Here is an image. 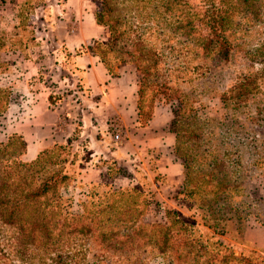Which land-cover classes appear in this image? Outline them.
<instances>
[{
  "label": "rangeland",
  "instance_id": "obj_1",
  "mask_svg": "<svg viewBox=\"0 0 264 264\" xmlns=\"http://www.w3.org/2000/svg\"><path fill=\"white\" fill-rule=\"evenodd\" d=\"M45 1L0 0L6 99L0 103V146L7 145L0 158L35 162L37 174L64 176L55 188L59 210L67 224L70 216H82L88 232L65 229L62 248L108 264L134 257L144 264H264V55H252L264 39V9L254 29L230 34L221 59L198 46L207 33L198 21L206 0H82L88 16L82 12L66 25L96 30L86 49L133 88L124 114L104 105L95 115V103L80 101L77 87L49 85L53 70L16 85L15 63L37 56L31 49L46 48L44 43L52 47L53 33L47 32L57 22L35 15ZM47 88L56 92L51 104L68 95L78 108L71 106L69 118L57 122L66 140L27 159L23 140L6 130L13 106ZM155 109L165 124L143 130ZM211 178L225 185L222 195L207 182ZM213 194L215 200L206 202ZM115 224L141 231L125 252L104 248L97 235L100 225ZM158 228L168 234L163 245H153ZM16 238V227L0 220V250L13 264H19Z\"/></svg>",
  "mask_w": 264,
  "mask_h": 264
},
{
  "label": "trees",
  "instance_id": "obj_2",
  "mask_svg": "<svg viewBox=\"0 0 264 264\" xmlns=\"http://www.w3.org/2000/svg\"><path fill=\"white\" fill-rule=\"evenodd\" d=\"M207 1L209 4H203L206 6L198 19L199 24L207 29V33L206 36L198 37V46L206 52L210 50L213 55L225 59L227 48H230L228 39L230 34L234 35L243 27L254 29L256 23L262 22L260 19L264 0H206L204 3ZM257 48L252 55L263 56L264 39L259 42ZM100 60L105 65L102 57ZM1 69L3 68L0 65V72ZM5 101V92L0 88L1 105H4ZM6 148L7 145L0 146V155ZM0 163V220L3 224L16 227L15 256L19 264H108L101 256V258L92 257L91 261L87 262L83 256L79 257L77 252L70 253L62 248L65 229L67 233L76 232L82 235L88 232L87 226L82 224V216H70L67 224L66 214L62 215L59 210L61 199L55 188L64 180V176L46 174V172L37 174L34 169L35 162L25 164L21 161L0 158ZM184 180L186 186L188 183L186 176ZM207 182L210 184L213 182V187L219 191L218 195L223 194L219 190L220 186H225L221 181H213L211 178ZM215 196L217 194L208 196L206 202L215 200ZM119 225L115 224L107 228L100 225L97 228V235L104 248L125 252L124 250L128 248L124 247L134 236L140 235L141 231L134 230V227L125 228ZM158 230L157 239L153 238L156 239L153 245L158 241L163 245L168 238L164 229L158 228ZM118 238L122 240H116ZM0 264H13L3 250H0ZM110 264H144V262L134 257L131 260L119 259Z\"/></svg>",
  "mask_w": 264,
  "mask_h": 264
},
{
  "label": "crops",
  "instance_id": "obj_3",
  "mask_svg": "<svg viewBox=\"0 0 264 264\" xmlns=\"http://www.w3.org/2000/svg\"><path fill=\"white\" fill-rule=\"evenodd\" d=\"M81 3H83L82 0H46V5H41L39 12H35L36 17L57 22L52 27L53 32L50 30L47 32L50 36V33H53L51 36L53 44L51 48L49 43H44L46 48H33L31 52L37 53V56L23 57L21 61L15 63L16 85L27 86V78L33 80L34 77L41 75V71L53 70L54 77H51L53 84L49 85L55 86L56 90L63 87L65 82L73 88L77 87L75 93L78 94L80 101L95 103L91 109L93 113H96L95 115L101 112L100 108H104V105H110V107L112 105L113 112L118 115L124 114L126 102H128L126 93L132 94V86L129 87L123 77L111 76L99 57L85 47L91 39L98 37V33L94 29L87 32L66 25V19L81 18L82 12L88 16L87 12L83 11ZM44 33L46 34L45 31ZM83 47L84 50H82ZM72 81L74 84L71 83ZM16 91L19 90L16 89ZM48 91L50 92L46 94H29L27 95L29 99H21L19 104L13 106V124L6 131L20 136L25 143L24 157L27 159L34 158L39 150L51 146L56 141H63V136L66 140L68 136L66 133L63 134L57 122L60 118L65 120L69 118L68 109L71 106L78 108L76 99L74 101L73 96L70 98L68 95L61 101L51 104L48 100L50 93L54 95L56 92L49 89ZM132 102L129 99V103L132 104ZM85 108L86 103L81 109L84 111ZM159 111L155 109L143 130L158 129L161 127V122L162 125L165 124L163 115L160 117L158 115ZM57 132H60L61 136L56 135Z\"/></svg>",
  "mask_w": 264,
  "mask_h": 264
},
{
  "label": "built area",
  "instance_id": "obj_4",
  "mask_svg": "<svg viewBox=\"0 0 264 264\" xmlns=\"http://www.w3.org/2000/svg\"><path fill=\"white\" fill-rule=\"evenodd\" d=\"M110 127H111L112 131L114 132L113 140L118 141L119 140V131L117 129V126L114 124H111Z\"/></svg>",
  "mask_w": 264,
  "mask_h": 264
}]
</instances>
